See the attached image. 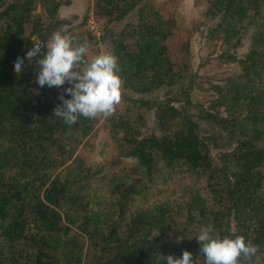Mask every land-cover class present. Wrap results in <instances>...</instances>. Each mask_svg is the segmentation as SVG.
I'll list each match as a JSON object with an SVG mask.
<instances>
[{
	"label": "trees",
	"instance_id": "16d2710c",
	"mask_svg": "<svg viewBox=\"0 0 264 264\" xmlns=\"http://www.w3.org/2000/svg\"><path fill=\"white\" fill-rule=\"evenodd\" d=\"M207 1V16L219 17L210 37L227 49L255 26L242 71L216 86L224 109L206 111L235 146L216 159L218 136L201 134L197 119L168 100L157 105L158 131L142 133L154 103L129 97L113 120L125 130L118 153L137 161L99 175L73 157L93 119L67 125L52 115L61 93L71 98L68 82L40 88L36 57L14 72L17 57L46 39L39 15L28 31L35 7L51 14L64 1L0 0V264H167L161 255L179 258L185 250L203 264L194 235L208 224L221 237L251 240L264 259V0ZM134 9L113 40L123 84L149 92L177 82L175 18L151 0L94 3L108 22Z\"/></svg>",
	"mask_w": 264,
	"mask_h": 264
},
{
	"label": "rangeland",
	"instance_id": "374dc122",
	"mask_svg": "<svg viewBox=\"0 0 264 264\" xmlns=\"http://www.w3.org/2000/svg\"><path fill=\"white\" fill-rule=\"evenodd\" d=\"M53 13L38 4L27 23L31 29L33 18L39 15L43 22L45 43L58 30L74 36L80 43L89 46V56L102 51L113 52V40L116 33L135 17V9L122 19L107 21L104 16L94 13V3L91 0H62ZM164 9L165 15L175 18L174 37L171 42V55L176 65L182 71V77L170 85H161L149 92H138L123 84L122 99L115 113L107 118L93 119V128L78 145L74 144L73 157L80 155L84 161L99 171V175L111 172L122 173L124 168L134 165L136 158L120 155L117 144L125 130L120 128L113 119L124 111L126 99L129 97L150 99L154 104L144 113L143 122L139 123L142 133L158 131L157 112L159 102L168 100L178 109L189 113L197 119L200 132L205 136H218L219 145L211 146L213 156L218 159L220 152L232 149L235 144L227 140V132L215 126L206 111L224 108L217 104L216 86L223 85L229 76L242 71V59L250 49L254 25H249L244 31L240 44L227 49L220 39L211 38V28L219 22V17L209 18L206 14L207 0H151ZM50 7V6H49ZM100 18L103 28L94 32L89 27L90 17ZM36 40H38L36 38ZM220 136H223L222 138ZM70 162V161H69ZM68 162V163H69ZM231 229L235 230L232 219ZM86 248L84 249V252Z\"/></svg>",
	"mask_w": 264,
	"mask_h": 264
},
{
	"label": "clouds",
	"instance_id": "9594fccd",
	"mask_svg": "<svg viewBox=\"0 0 264 264\" xmlns=\"http://www.w3.org/2000/svg\"><path fill=\"white\" fill-rule=\"evenodd\" d=\"M32 45L26 57H17L14 61L17 76L25 70V58L31 64L36 57V82L40 88L45 85L60 88L66 81L69 84L64 91L71 98H65L61 93V103L54 108L52 115L64 124L72 125L80 117L107 118L115 113L122 99L123 80L113 53L102 51L89 56L86 43L78 42L76 37L62 30L55 31L46 43L34 41ZM194 236L200 245L203 264H264V259L258 255L259 245L244 236L221 237L211 224L202 225ZM160 259H166L167 264H198L188 250L179 258L169 254L161 255Z\"/></svg>",
	"mask_w": 264,
	"mask_h": 264
},
{
	"label": "built area",
	"instance_id": "2783aa9c",
	"mask_svg": "<svg viewBox=\"0 0 264 264\" xmlns=\"http://www.w3.org/2000/svg\"><path fill=\"white\" fill-rule=\"evenodd\" d=\"M101 22L102 20L100 18H96L94 15H92L89 20L90 29L94 30L95 33L100 32V28H103V26L100 24Z\"/></svg>",
	"mask_w": 264,
	"mask_h": 264
},
{
	"label": "crops",
	"instance_id": "0c3cea01",
	"mask_svg": "<svg viewBox=\"0 0 264 264\" xmlns=\"http://www.w3.org/2000/svg\"><path fill=\"white\" fill-rule=\"evenodd\" d=\"M91 2H93V0H91Z\"/></svg>",
	"mask_w": 264,
	"mask_h": 264
}]
</instances>
